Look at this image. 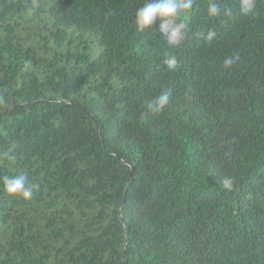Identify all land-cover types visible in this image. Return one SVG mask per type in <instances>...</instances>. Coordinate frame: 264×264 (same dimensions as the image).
<instances>
[{
    "label": "trees",
    "instance_id": "16d2710c",
    "mask_svg": "<svg viewBox=\"0 0 264 264\" xmlns=\"http://www.w3.org/2000/svg\"><path fill=\"white\" fill-rule=\"evenodd\" d=\"M209 2L173 47L144 0H0V264H264V0Z\"/></svg>",
    "mask_w": 264,
    "mask_h": 264
},
{
    "label": "clouds",
    "instance_id": "9594fccd",
    "mask_svg": "<svg viewBox=\"0 0 264 264\" xmlns=\"http://www.w3.org/2000/svg\"><path fill=\"white\" fill-rule=\"evenodd\" d=\"M194 0H144V3L136 10L134 24L138 32H144L153 28L159 19V33L165 38L169 46H178L185 38V24L179 22V17L190 10ZM239 11L243 15L255 14V0H238ZM231 14L230 10H225ZM207 13L210 17H216L221 13V5L218 0H210ZM208 41L215 38L214 32H209L204 37ZM240 60L239 54L228 56L224 59L225 68H231ZM164 64L169 71L175 70L177 60L175 57L166 58ZM171 89L162 91L155 99L147 104V110L152 114H160L169 104ZM231 182L225 181V187H230ZM2 190L9 196H19L29 200L33 195V187L30 185L27 174L19 173L2 178Z\"/></svg>",
    "mask_w": 264,
    "mask_h": 264
}]
</instances>
